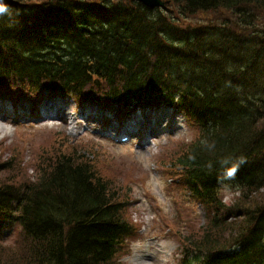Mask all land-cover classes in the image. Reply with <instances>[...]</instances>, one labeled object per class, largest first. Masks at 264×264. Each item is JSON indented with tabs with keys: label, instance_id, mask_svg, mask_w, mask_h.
<instances>
[{
	"label": "trees",
	"instance_id": "trees-1",
	"mask_svg": "<svg viewBox=\"0 0 264 264\" xmlns=\"http://www.w3.org/2000/svg\"><path fill=\"white\" fill-rule=\"evenodd\" d=\"M163 1H0V99L68 96L123 119L177 110L197 134L160 162L206 222L184 237L173 227L180 264H264V0ZM171 8L233 22L184 26ZM85 149L55 146L35 181L0 178V228L20 231L0 264H122L138 228L131 197ZM225 184L239 191L232 205Z\"/></svg>",
	"mask_w": 264,
	"mask_h": 264
},
{
	"label": "rangeland",
	"instance_id": "rangeland-1",
	"mask_svg": "<svg viewBox=\"0 0 264 264\" xmlns=\"http://www.w3.org/2000/svg\"><path fill=\"white\" fill-rule=\"evenodd\" d=\"M171 9L184 26L233 22V15L224 10L181 17ZM260 21L264 24L261 14ZM48 104L50 109L45 114L44 106ZM51 107L64 111L67 117L53 118L49 115ZM84 112L91 117H82ZM130 119L120 126L110 123L114 119L107 111L93 105L78 107L68 97L48 98L37 105L0 101V165L11 161L15 165L14 170H1L0 178L35 181L37 163L52 154L55 146L65 149L71 143L85 144L88 156L111 177L113 185L127 188L131 197L129 213L138 228L124 241L119 254L121 263L180 264L182 249L172 233L173 227L184 237L206 222L201 206L191 202L178 182L167 177L160 160L175 152L183 153L197 133L174 109L142 111ZM122 127L132 132L131 142L120 144L108 137L107 131H121ZM236 191L234 185L221 189L227 205L239 196ZM19 233V228L13 226L0 228V258L6 252L1 248L16 244Z\"/></svg>",
	"mask_w": 264,
	"mask_h": 264
},
{
	"label": "water",
	"instance_id": "water-1",
	"mask_svg": "<svg viewBox=\"0 0 264 264\" xmlns=\"http://www.w3.org/2000/svg\"><path fill=\"white\" fill-rule=\"evenodd\" d=\"M132 1H140L144 3L145 5L155 8V7H163L165 5V2L161 0H132Z\"/></svg>",
	"mask_w": 264,
	"mask_h": 264
},
{
	"label": "bare ground",
	"instance_id": "bare-ground-1",
	"mask_svg": "<svg viewBox=\"0 0 264 264\" xmlns=\"http://www.w3.org/2000/svg\"><path fill=\"white\" fill-rule=\"evenodd\" d=\"M48 110H49V108H48ZM56 117L64 119V118H65V115H64L61 111H59V112L56 114Z\"/></svg>",
	"mask_w": 264,
	"mask_h": 264
},
{
	"label": "clouds",
	"instance_id": "clouds-1",
	"mask_svg": "<svg viewBox=\"0 0 264 264\" xmlns=\"http://www.w3.org/2000/svg\"><path fill=\"white\" fill-rule=\"evenodd\" d=\"M4 11V8L3 7H0V12Z\"/></svg>",
	"mask_w": 264,
	"mask_h": 264
}]
</instances>
